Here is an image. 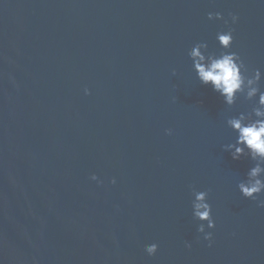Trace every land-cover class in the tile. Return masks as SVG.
<instances>
[{
	"label": "water",
	"instance_id": "obj_1",
	"mask_svg": "<svg viewBox=\"0 0 264 264\" xmlns=\"http://www.w3.org/2000/svg\"><path fill=\"white\" fill-rule=\"evenodd\" d=\"M201 41L264 72V0H0V264H264L255 162L224 150L255 101L199 81Z\"/></svg>",
	"mask_w": 264,
	"mask_h": 264
},
{
	"label": "clouds",
	"instance_id": "obj_2",
	"mask_svg": "<svg viewBox=\"0 0 264 264\" xmlns=\"http://www.w3.org/2000/svg\"><path fill=\"white\" fill-rule=\"evenodd\" d=\"M230 15L232 23L239 20L238 15ZM208 17L209 19H224V14L210 12ZM225 23L228 21L225 20ZM233 31L229 29L217 33V40L222 49L232 48ZM208 47L206 41H201L196 43L188 53L199 81L204 85H211L229 106L236 103L239 95H243L247 100L255 101L251 111L240 112L228 118L227 123L235 132L236 139L224 145V150L230 152L235 160L248 157L255 162L254 166L247 171V178L239 182L238 188L243 196L257 200L258 206L264 207V199L258 196L264 193V91L261 90L264 72L260 69L250 72L237 52H208ZM84 91L85 94L91 92L88 88ZM167 132L172 134V129H168ZM91 179L103 183L96 173H92ZM112 183H116L115 177ZM193 216L198 221L207 222V224L199 223L197 230L204 234V239L208 240L211 246L214 234L207 229H214L216 221L212 215V205L208 201V191L194 190ZM187 247H191L190 242L187 243ZM158 249L159 244L155 242L145 246L149 255H155Z\"/></svg>",
	"mask_w": 264,
	"mask_h": 264
}]
</instances>
